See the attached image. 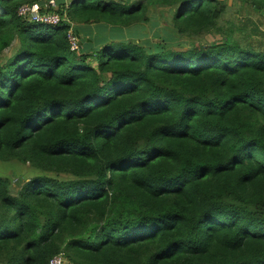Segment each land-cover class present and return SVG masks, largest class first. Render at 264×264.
<instances>
[{"label": "trees", "instance_id": "16d2710c", "mask_svg": "<svg viewBox=\"0 0 264 264\" xmlns=\"http://www.w3.org/2000/svg\"><path fill=\"white\" fill-rule=\"evenodd\" d=\"M48 1L0 0V58L19 42L0 65V161L37 170L21 188L0 176V264H264V49L122 32L158 7L179 36L216 32L228 0L19 13ZM235 1L264 21V0Z\"/></svg>", "mask_w": 264, "mask_h": 264}, {"label": "rangeland", "instance_id": "374dc122", "mask_svg": "<svg viewBox=\"0 0 264 264\" xmlns=\"http://www.w3.org/2000/svg\"><path fill=\"white\" fill-rule=\"evenodd\" d=\"M228 0L229 9L226 15L218 23L220 30L212 31L206 34L199 35L197 37H183L179 36L175 29L170 25L169 19L171 12L168 8H152L149 12L151 17L150 22L135 25L130 28H125L122 32L127 37L132 36L134 39H140L143 42L152 41L154 43L163 42L173 48L189 49L193 45H203L210 42H220L225 40V31L231 30L233 37L239 43L244 44L250 42L257 45L259 48L264 49V21H259L254 18L255 26L252 25L253 14L250 12L239 11L242 7L239 1ZM257 15V14H256ZM99 25H92V29L95 33L93 37H96L97 27ZM111 29L108 30L110 32ZM76 35V34H75ZM19 47V42L15 41L13 45L4 51L0 58V65L5 64L10 57H12ZM82 48V45H81ZM91 61L96 64V59L93 57ZM37 173V170L33 168L29 163L22 164L17 161L2 162L0 161V176H9L12 178L14 186L21 188L26 180Z\"/></svg>", "mask_w": 264, "mask_h": 264}, {"label": "built area", "instance_id": "2783aa9c", "mask_svg": "<svg viewBox=\"0 0 264 264\" xmlns=\"http://www.w3.org/2000/svg\"><path fill=\"white\" fill-rule=\"evenodd\" d=\"M50 5L55 6L54 0H51ZM20 15L28 17L32 21L45 23V24H52L58 25L61 21V16L57 12H50V13H40L39 6H29L24 5L20 8L19 11ZM69 41L71 43L72 50L76 51L80 49V39L74 32L69 33ZM49 264H65V257L63 254L57 255L53 257Z\"/></svg>", "mask_w": 264, "mask_h": 264}, {"label": "clouds", "instance_id": "9594fccd", "mask_svg": "<svg viewBox=\"0 0 264 264\" xmlns=\"http://www.w3.org/2000/svg\"><path fill=\"white\" fill-rule=\"evenodd\" d=\"M50 1H51V0H49L48 3L45 4V9L43 10L44 12L41 10V7H42V6H41L40 4H33V5H29V6L38 5V6H39V12H40V13H50V12H57V13H59V12L57 11V8H58V7H57L56 0H54V2H55V6L50 5V4H49ZM50 6H51L52 8H54V9L51 10V11H49ZM45 10H47V11H45ZM59 14H60V13H59ZM60 16H61V20H62V19H63V18H62V15L60 14ZM27 18H28V17H27ZM28 19H29V18H28ZM60 22H61V21H60ZM71 31H72V30H71ZM71 31H70V32H71ZM72 32H73V31H72ZM80 48H81V45H80ZM71 49H72V48H71ZM79 50H80V49H79ZM79 50H78V51H79Z\"/></svg>", "mask_w": 264, "mask_h": 264}, {"label": "bare ground", "instance_id": "6f19581e", "mask_svg": "<svg viewBox=\"0 0 264 264\" xmlns=\"http://www.w3.org/2000/svg\"><path fill=\"white\" fill-rule=\"evenodd\" d=\"M49 25H52V24H49Z\"/></svg>", "mask_w": 264, "mask_h": 264}]
</instances>
